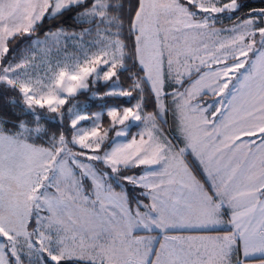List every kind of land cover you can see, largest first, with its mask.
I'll return each mask as SVG.
<instances>
[{"label":"snow or ice","instance_id":"obj_1","mask_svg":"<svg viewBox=\"0 0 264 264\" xmlns=\"http://www.w3.org/2000/svg\"><path fill=\"white\" fill-rule=\"evenodd\" d=\"M0 264H264V0H0Z\"/></svg>","mask_w":264,"mask_h":264}]
</instances>
